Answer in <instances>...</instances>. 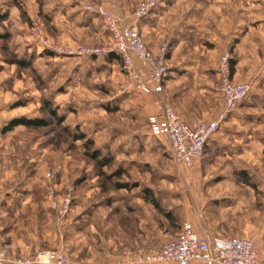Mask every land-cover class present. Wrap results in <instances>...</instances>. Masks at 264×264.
Wrapping results in <instances>:
<instances>
[{
  "label": "rangeland",
  "instance_id": "rangeland-1",
  "mask_svg": "<svg viewBox=\"0 0 264 264\" xmlns=\"http://www.w3.org/2000/svg\"><path fill=\"white\" fill-rule=\"evenodd\" d=\"M141 1L0 0V244L15 259L55 250L70 264H129L187 222L211 241L253 240L264 264V30L255 24L244 42L246 24H234L251 10L264 17V0H159L204 23L175 53L159 45L173 58L166 85L176 80L158 97L138 92L137 65L127 72L111 56L103 20L85 9L139 26L156 8L136 21ZM189 3L205 8L184 14ZM225 58L251 70L242 82L253 88L184 169L154 132L155 102L213 119ZM18 120L43 123L1 131Z\"/></svg>",
  "mask_w": 264,
  "mask_h": 264
},
{
  "label": "built area",
  "instance_id": "built-area-1",
  "mask_svg": "<svg viewBox=\"0 0 264 264\" xmlns=\"http://www.w3.org/2000/svg\"><path fill=\"white\" fill-rule=\"evenodd\" d=\"M158 2L159 0H145L138 3L132 14L134 19L140 20L155 8ZM85 9L103 20L111 40V47L107 51L118 54L127 72L134 70L137 65L142 74L135 86L138 92L158 97L163 92L169 76L166 47L161 46L153 52L145 44L135 25H121L103 5H97L96 8L86 6ZM57 50L62 51V48ZM80 51L83 53L87 50L83 48ZM220 71L218 92L222 105L213 119L188 125L175 109L164 105L160 99L155 102L161 109L154 119V132L158 137L163 136L167 139L172 161L184 169H190L203 157L206 144L217 132L219 124L244 102L253 88L250 81L235 83L231 80L226 58L220 65ZM177 235L175 239L164 242L158 251L134 255L129 264H262L253 240L222 238L211 241L208 237L197 234L193 226L187 222L181 225ZM0 264L70 263L63 253L55 250H46L31 258L15 259L1 246Z\"/></svg>",
  "mask_w": 264,
  "mask_h": 264
},
{
  "label": "crops",
  "instance_id": "crops-1",
  "mask_svg": "<svg viewBox=\"0 0 264 264\" xmlns=\"http://www.w3.org/2000/svg\"><path fill=\"white\" fill-rule=\"evenodd\" d=\"M121 1L125 7L128 1H132V0H121ZM181 1H185V0H181ZM219 6L222 7V3H219ZM184 7L182 6L181 11L185 14V13H188L190 9H194L197 12L200 10L203 11L204 10L203 7L205 8V5L203 3H191V4L189 3V4L184 5ZM246 15H247V18H245V16L239 17V18L235 17L236 21L234 20V24H236V26L246 24L245 27L244 26L239 27L240 29L243 28L242 29L243 33L239 36L240 37L239 40L241 39L244 42L245 41L250 42L249 38H250L251 33L255 31V26H254L255 24L261 27L260 31L264 30V17L260 16L258 18V15L255 13V11H252V10L250 14L248 13ZM217 20L219 24L223 25L227 19H224V15L222 13L221 16L217 18ZM203 23H204V16L198 15V17H192V15H189V13L188 15H185V16L183 14L180 15V13L176 14L174 4H171L168 6V4L165 5L163 2H161L150 13V16L147 19H145V21H142L141 24H139V26H136V27H137V30H139V33L142 39L144 40L145 44H147V46L153 52H156L159 45H161L164 40H167L168 43L171 44L170 50H172V53H175L178 51L179 47L182 44H184L186 37L196 38L198 37V35L200 36ZM239 28H237L236 30L238 31ZM188 30L191 32H187ZM235 36L236 35L232 33L231 37L235 38ZM167 58L169 60V63L172 62L173 58H171L169 54L167 55ZM241 64H242L241 61H238L234 63L233 65V70H232L233 73L231 76V80L235 83H240L246 80L249 77L248 75L249 72L251 71L250 69H248V67L246 68L242 67L243 65ZM174 71L175 70L172 69V72H171L172 75L174 74ZM175 80H176V77H174V80H170L167 85L166 83L168 80L165 82L164 87H163L164 93L167 90L172 88L171 84ZM172 104H173L174 109L176 110V112L182 118L184 122L188 124H195L199 121H202L200 119L201 117L199 115H198L199 117L197 116L198 110L196 106L190 107V111H189L191 115L190 116L188 114H185L186 113L185 110L182 109L179 105H177L176 102H173ZM157 113L159 114L158 109H157L156 114ZM1 246L2 245L0 244V248Z\"/></svg>",
  "mask_w": 264,
  "mask_h": 264
},
{
  "label": "trees",
  "instance_id": "trees-1",
  "mask_svg": "<svg viewBox=\"0 0 264 264\" xmlns=\"http://www.w3.org/2000/svg\"><path fill=\"white\" fill-rule=\"evenodd\" d=\"M111 56H114L115 58H119V56H117L116 54H111ZM16 63H19V64H21V65H24V63H22V62H20V61H18V60H16ZM233 65H234V62L233 61H231V62H229V71H230V75L232 76V73H233ZM42 123L43 122H38V121H27V122H25V121H22V120H18V121H12V123H10V125L9 126H5L4 128H2L1 129V131L2 132H4V131H6V132H8V131H10V130H12V127L13 126H18V125H25V126H36V127H39V126H41L42 125ZM80 139H83L82 138V135L80 136ZM205 150H206V148H205ZM205 152V151H204ZM101 164V163H100Z\"/></svg>",
  "mask_w": 264,
  "mask_h": 264
}]
</instances>
